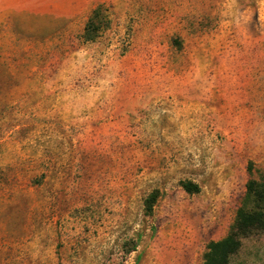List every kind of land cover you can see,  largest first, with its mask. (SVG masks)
Masks as SVG:
<instances>
[{
  "label": "rangeland",
  "instance_id": "374dc122",
  "mask_svg": "<svg viewBox=\"0 0 264 264\" xmlns=\"http://www.w3.org/2000/svg\"><path fill=\"white\" fill-rule=\"evenodd\" d=\"M262 177L264 0H0V264H203Z\"/></svg>",
  "mask_w": 264,
  "mask_h": 264
},
{
  "label": "trees",
  "instance_id": "16d2710c",
  "mask_svg": "<svg viewBox=\"0 0 264 264\" xmlns=\"http://www.w3.org/2000/svg\"><path fill=\"white\" fill-rule=\"evenodd\" d=\"M111 12L107 3L97 4L88 19L81 38L85 42L95 41L110 28ZM174 44L182 48L181 38H175ZM190 192H198L200 186L194 182H185ZM160 195L153 191L145 201L146 210L152 213ZM264 232V177L251 178L247 182V190L238 209L237 219L230 232L222 239L212 240L205 253L203 264H231L234 255L240 252L244 240Z\"/></svg>",
  "mask_w": 264,
  "mask_h": 264
}]
</instances>
